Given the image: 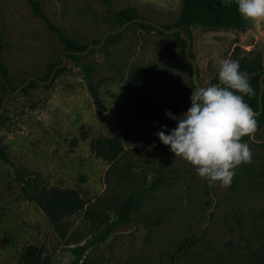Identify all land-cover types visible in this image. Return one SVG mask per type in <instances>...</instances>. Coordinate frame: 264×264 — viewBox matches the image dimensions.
Segmentation results:
<instances>
[{"label":"rangeland","instance_id":"rangeland-1","mask_svg":"<svg viewBox=\"0 0 264 264\" xmlns=\"http://www.w3.org/2000/svg\"><path fill=\"white\" fill-rule=\"evenodd\" d=\"M29 1L0 0L1 57L15 89L30 76H43L60 56L66 68L50 87L43 82L28 94L21 88L11 92L0 75L5 100L0 145L11 158V163L0 159V264H24L22 254L30 245L37 247L38 264L72 260L68 249L99 232L144 174L149 179L157 169L165 172L166 182L144 199L130 222L88 248L85 264H252L264 247V124L242 138L253 162L235 169L228 188L219 183L210 187L156 133L177 127L165 113H186L196 81L207 86L218 75V62L229 59L235 46L259 53L264 61V21H248L244 32L193 25L187 53L173 35L175 29L159 33L127 24L81 59L91 65L92 80L100 82L106 111L98 114L83 70L63 57L56 34L33 13ZM111 2L115 9L133 7L141 17L172 26L181 0ZM40 3L55 25L81 43L119 29L102 0ZM111 128L125 145L114 161L90 147L91 141L111 136ZM16 168L29 171L39 186L79 190L86 206L69 219L64 238L41 208L24 197Z\"/></svg>","mask_w":264,"mask_h":264},{"label":"trees","instance_id":"trees-1","mask_svg":"<svg viewBox=\"0 0 264 264\" xmlns=\"http://www.w3.org/2000/svg\"><path fill=\"white\" fill-rule=\"evenodd\" d=\"M29 2L33 13L40 17L44 24L56 34L64 48L63 57L70 58L76 66L83 70L87 82V90L93 101L95 111L98 114L104 113L106 106L99 93L100 82L92 80L93 69L91 65L81 63V59L89 51L94 50L92 46L102 44L101 40L92 41L91 44L88 42L81 43L67 36L61 28L50 20L42 9L40 0H30ZM102 3L119 28L125 23H129L130 25L138 26L142 30L159 33L175 29L173 35L183 50H186L188 46L187 40H192L191 26L193 25H200L210 30H237L242 32L246 31L249 27L248 21L239 15L236 0H230L229 2L223 0H181L178 21L172 26H160L145 17H141L140 12L133 7L115 9L111 0H102ZM116 36L117 34H108L105 38V43H108ZM1 49L2 45L0 44V75L5 83V87L10 89L11 92H15L16 89L10 72L1 57ZM189 55L192 57L191 53ZM229 59L238 60L240 70L249 74L250 83L255 94L250 98L245 96L244 99L258 113L256 117L258 124H264V61L262 56L253 50L245 51L235 46ZM63 62V58L60 56L57 63H51L47 66L45 74L37 77L38 80L30 79L27 84L22 86L29 79V77L26 78L21 84L20 92L28 94L30 89L44 83L45 87H50L54 78L65 70L66 67ZM51 75H53L51 82L47 83ZM218 82V75H216L207 86L217 84ZM137 86L138 84L135 82L134 87L136 88ZM3 101L4 98L0 96V120L3 119V112L5 111L4 107L2 108ZM141 109L147 110L145 106ZM111 132V136L97 138L90 143L92 151L97 156L108 161H114L125 149L123 140L115 132L114 128H111ZM82 137L86 138L85 133H82ZM0 159L6 163H11L10 155L4 145H0ZM15 175L21 183L24 197L27 200L35 202L41 208L52 224L56 234L64 238L68 230L69 219L82 211L86 206V201L81 196L79 190L77 188L39 186L29 171H22L18 168L15 169ZM149 176L151 177L148 179V174H144L141 185L128 194L127 198L118 206L112 209L113 218L99 232L95 233L86 243L68 249L74 257V259L69 260V264H85L84 255L88 248L96 243L103 242L116 227L130 222L131 216L140 209L144 199L167 180V175L161 169L153 170ZM22 261L24 264H38L40 255L37 253V247L33 245L28 246L22 254ZM252 264H264V247L255 255Z\"/></svg>","mask_w":264,"mask_h":264},{"label":"clouds","instance_id":"clouds-1","mask_svg":"<svg viewBox=\"0 0 264 264\" xmlns=\"http://www.w3.org/2000/svg\"><path fill=\"white\" fill-rule=\"evenodd\" d=\"M239 15L247 21H264V0H236ZM195 80V76H193ZM217 84L200 86L196 81L191 91V106L179 117L171 111L166 117L177 127L156 133L160 142L175 157L191 165L197 176L208 185L231 186L235 169L253 162V153L243 137L251 136L259 127L257 113L245 102L255 92L247 72L240 70L239 61L218 62ZM166 128V126H165ZM70 256V253H65ZM74 259V257H72ZM63 264H69L64 260Z\"/></svg>","mask_w":264,"mask_h":264},{"label":"water","instance_id":"water-1","mask_svg":"<svg viewBox=\"0 0 264 264\" xmlns=\"http://www.w3.org/2000/svg\"><path fill=\"white\" fill-rule=\"evenodd\" d=\"M127 24H129V23H125L122 27H120L119 29H116L115 31H112L111 33H116V32H118L120 29H122L124 26H126ZM109 33H106L105 35H104V37H103V39L101 40V43L103 42V40L106 38V36L108 35ZM188 41V46L186 47V50H185V52L187 53V51L189 50V44H190V41L189 40H187ZM96 46H99V45H96ZM191 61V63L194 65V62L192 61V60H190ZM63 64H64V62H63ZM193 76H195L196 77V68H195V66H193ZM52 77H53V75H51V77H50V79L48 80V82L49 81H51V79H52ZM30 79H36V80H38V78L36 77V76H30L29 77V79L27 80V81H25V83L22 85V86H24L25 84H27V82L30 80ZM21 87H19L18 89H16L15 90V92H17L19 89H20ZM14 92V93H15ZM260 99V98H259ZM4 102H5V100L3 101V104H2V108L4 107ZM260 109H261V107H260ZM258 114V113H257Z\"/></svg>","mask_w":264,"mask_h":264}]
</instances>
